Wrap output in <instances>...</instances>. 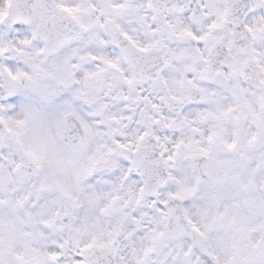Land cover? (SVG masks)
<instances>
[{"label":"clouds","instance_id":"obj_1","mask_svg":"<svg viewBox=\"0 0 264 264\" xmlns=\"http://www.w3.org/2000/svg\"><path fill=\"white\" fill-rule=\"evenodd\" d=\"M0 264H264V0H0Z\"/></svg>","mask_w":264,"mask_h":264}]
</instances>
